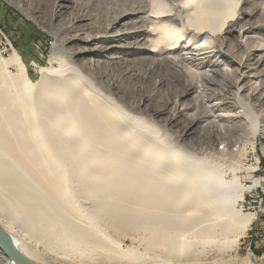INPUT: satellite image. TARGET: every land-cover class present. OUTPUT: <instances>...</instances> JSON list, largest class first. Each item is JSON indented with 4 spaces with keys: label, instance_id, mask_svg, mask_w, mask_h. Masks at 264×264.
<instances>
[{
    "label": "bare ground",
    "instance_id": "6f19581e",
    "mask_svg": "<svg viewBox=\"0 0 264 264\" xmlns=\"http://www.w3.org/2000/svg\"><path fill=\"white\" fill-rule=\"evenodd\" d=\"M22 1L9 0L29 15ZM54 2V16L70 9L69 2L94 5L99 14L69 12L57 28L66 34L54 42L50 66L39 69L38 80L27 76L16 51L0 56V232L8 237L0 242V264H20L14 254L28 264H257L239 250L256 218L243 212L252 185L239 182V155L207 151L200 158L176 148L154 123L170 98L144 106L137 100H154L145 92L156 77L178 94L198 87L190 120L207 121L215 115L206 99L221 94L218 78H234L233 110L217 115L227 122H206L202 136L222 139L245 130L244 143H253L258 127L240 92L249 85L251 97H264V67H258L264 42L242 60L228 48L234 33L244 42L243 19L253 13L239 11L242 0ZM118 26L125 29L115 32ZM135 34L145 35L122 44L66 46ZM110 48L124 54L79 58ZM140 50L152 55L137 56L138 66L128 63L126 54ZM224 55L238 63L236 72L220 59ZM206 64L213 75L202 71ZM85 70L93 78H84ZM239 77L247 85L238 86ZM226 98L215 106L224 111ZM125 108L151 113L153 123Z\"/></svg>",
    "mask_w": 264,
    "mask_h": 264
},
{
    "label": "rangeland",
    "instance_id": "374dc122",
    "mask_svg": "<svg viewBox=\"0 0 264 264\" xmlns=\"http://www.w3.org/2000/svg\"><path fill=\"white\" fill-rule=\"evenodd\" d=\"M17 1V0H15ZM55 0H23L22 7L27 10L28 14L17 8L15 5L9 2V0H0V56L8 57L12 52L16 51L24 62L26 67V74L32 80H38L40 78L39 69L41 67H49L48 61L49 55L52 53L53 44L58 39H61L66 34V29L58 30V26L66 23L70 13L78 15L81 10L88 13L87 17H97L99 12L94 5H84L78 7L72 2L68 3L70 9L62 10V14L54 16L53 5ZM244 1V2H243ZM240 8V9H239ZM239 11H251L253 15H245L243 22L246 25V29L243 31L241 42L237 34L232 36V42L228 45L232 54L237 58L236 60L245 59L251 52V48L256 45L258 40L264 42V0H242L239 4ZM69 10V11H68ZM104 21V16L101 19ZM82 25L86 27L85 33L91 32L89 25L91 21L83 20ZM120 29H125L119 26L115 29L117 32ZM57 33V35L54 34ZM76 31H71V34H75ZM143 36L145 34H142ZM142 35H129L126 38H111L107 41V38L100 37L97 42H89L84 40H76L72 43H67L68 50L77 49L81 47H93L106 46L110 44H122L129 41L141 38ZM142 36V37H143ZM259 38V39H258ZM261 38V39H260ZM60 43V40H58ZM124 53L120 49L110 48L108 51L100 53H94L93 51H87L82 53L79 58L82 61L89 58L97 59L99 55H104L101 59L111 60L116 55H123ZM60 55L64 60H67L65 52H60ZM151 52L148 51H130L126 54L127 62L133 66H138L136 62L137 56H151ZM100 59V58H99ZM222 59L230 68L236 72L239 69L238 63L231 60L229 56H221ZM258 67H264V61ZM220 68L225 69V65H220ZM9 72L14 73L16 68L14 65H8ZM213 68L210 64H206L202 71L213 75ZM222 70V71H223ZM100 71V70H99ZM84 78H93L92 74L88 71H82ZM98 74H103L102 71ZM264 78V76H262ZM223 80L221 89L219 91V97L206 99V103L209 108L212 109V114L215 116L206 117V121L191 122V115L196 113V106L198 104V95L201 89L198 87L195 89L187 87L185 91L178 94L176 90L172 89L171 83H166L160 87L159 78H155L152 83L151 89L146 94L152 93L154 100H149L146 96L139 97L137 100L146 105L147 103H155L163 97H169V103L165 104L166 110L157 117L155 125L163 133V138L176 148H185L189 152L196 155V157H204L207 151L211 152H228L227 150L235 152L239 155L237 165L243 169L237 173L239 182L243 185H252L249 193L246 194V201L243 204L244 213H254L256 218L251 225L247 234L240 240L239 250L242 255L251 254L252 259L257 264H264V97L259 98L257 95L251 97L249 93L252 89L249 85L241 91L242 106L248 111L252 112L255 119L256 126L258 127V136L254 139L253 143L245 144V130H236L231 134H225L224 138L210 139L206 136H202L204 133L201 127L207 124L206 122L216 119L217 122L223 124L226 123L225 119L217 117L222 112L232 111L233 106L229 101L233 99L237 92L235 87L234 78H218ZM239 85L241 86L247 82V78L239 77ZM248 83V82H247ZM246 83V85H247ZM127 85V84H126ZM209 87H218L217 84H208ZM99 87V84H96ZM264 91V88L262 89ZM114 100L117 98L114 94L107 92ZM221 96L227 97L222 106L223 110H220L215 105L222 101ZM127 97V96H126ZM261 97V96H260ZM121 104V103H120ZM213 107V108H212ZM130 114L146 116L149 122L153 123L151 119V113L139 114L134 112L130 108H125ZM263 109V110H262ZM261 113V114H260ZM171 116L173 119H170ZM213 139V141H212ZM229 175V174H228ZM255 180L259 181L257 186L253 183Z\"/></svg>",
    "mask_w": 264,
    "mask_h": 264
},
{
    "label": "water",
    "instance_id": "95a60500",
    "mask_svg": "<svg viewBox=\"0 0 264 264\" xmlns=\"http://www.w3.org/2000/svg\"><path fill=\"white\" fill-rule=\"evenodd\" d=\"M4 233H2V232H0V242H2L3 241V239L5 238H8L6 235H3ZM8 246H10V245H8ZM9 248V250L11 251V249H10V247H8ZM16 254H14V257H16V259L18 260V261H20V264H28L24 259H22V258H17V256H15Z\"/></svg>",
    "mask_w": 264,
    "mask_h": 264
}]
</instances>
